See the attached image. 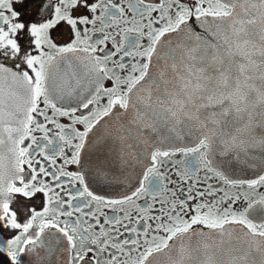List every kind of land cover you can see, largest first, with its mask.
<instances>
[{
    "label": "snow or ice",
    "instance_id": "6c2138e0",
    "mask_svg": "<svg viewBox=\"0 0 264 264\" xmlns=\"http://www.w3.org/2000/svg\"><path fill=\"white\" fill-rule=\"evenodd\" d=\"M0 264H264V0H0Z\"/></svg>",
    "mask_w": 264,
    "mask_h": 264
}]
</instances>
